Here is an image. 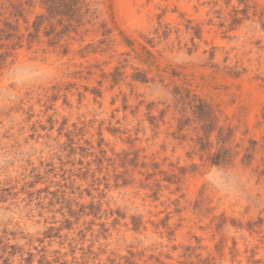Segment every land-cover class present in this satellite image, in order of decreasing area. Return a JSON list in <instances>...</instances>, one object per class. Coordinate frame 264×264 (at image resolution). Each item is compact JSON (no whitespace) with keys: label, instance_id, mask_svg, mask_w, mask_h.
<instances>
[{"label":"rangeland","instance_id":"rangeland-1","mask_svg":"<svg viewBox=\"0 0 264 264\" xmlns=\"http://www.w3.org/2000/svg\"><path fill=\"white\" fill-rule=\"evenodd\" d=\"M0 264H264V0H0Z\"/></svg>","mask_w":264,"mask_h":264},{"label":"clouds","instance_id":"clouds-1","mask_svg":"<svg viewBox=\"0 0 264 264\" xmlns=\"http://www.w3.org/2000/svg\"><path fill=\"white\" fill-rule=\"evenodd\" d=\"M10 76L18 84L24 86L37 79H43L46 73L39 71L31 64L20 63L11 69ZM206 180L209 184L214 185L225 194H240L241 176L238 173L210 168Z\"/></svg>","mask_w":264,"mask_h":264},{"label":"trees","instance_id":"trees-1","mask_svg":"<svg viewBox=\"0 0 264 264\" xmlns=\"http://www.w3.org/2000/svg\"><path fill=\"white\" fill-rule=\"evenodd\" d=\"M206 107L205 105H202V108ZM209 112V115H208V120H206V123L204 124V129L206 132H209V130H212L214 128V126L211 124V121H210V114H211V110L208 109V111H205V113L207 114ZM204 116V115H203ZM205 117V116H204ZM224 156L225 154L220 150L218 151V153L214 154L213 155V163L217 164V163H220L224 160Z\"/></svg>","mask_w":264,"mask_h":264}]
</instances>
